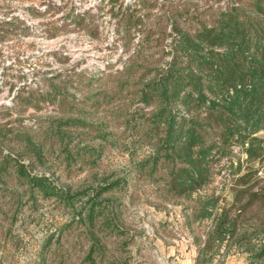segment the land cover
<instances>
[{
    "label": "rangeland",
    "instance_id": "rangeland-1",
    "mask_svg": "<svg viewBox=\"0 0 264 264\" xmlns=\"http://www.w3.org/2000/svg\"><path fill=\"white\" fill-rule=\"evenodd\" d=\"M229 2L0 0V147L33 175L91 194L66 206L10 171L0 183V264H251L238 242L263 249L264 203L239 210L247 195L231 205L238 191L264 194V163L241 187L219 172L223 162L190 198L170 191L167 164L156 171L141 165L156 132L140 91L170 62L174 26L191 29L190 16L207 20ZM27 137L41 162L26 154ZM106 180L121 183L97 196ZM206 196L220 198L217 213L227 208L237 219L234 235L212 248L206 241L214 220L193 218ZM91 197L104 214L90 228L75 216Z\"/></svg>",
    "mask_w": 264,
    "mask_h": 264
},
{
    "label": "trees",
    "instance_id": "trees-1",
    "mask_svg": "<svg viewBox=\"0 0 264 264\" xmlns=\"http://www.w3.org/2000/svg\"><path fill=\"white\" fill-rule=\"evenodd\" d=\"M185 13L191 15L190 10ZM205 15L190 16L191 29L174 26L171 60L143 85L139 96L145 108H153L148 121L156 132L153 153L142 169L156 171L161 163L167 164L168 188L177 197L190 198L208 187L223 162L219 172L225 170L241 187L256 177L253 166L264 163V137L259 136L264 133V0H230L207 20L202 19ZM24 142L26 154L41 162L40 148L28 137ZM0 156V183L13 171L31 191L66 206L91 195L72 194L46 176L33 175L21 159L4 155L2 147ZM244 166L249 170L241 174ZM120 183L106 180L96 195L107 194ZM243 192L234 194L231 208L247 195L248 202L239 210L264 203V194H239ZM219 202L220 198L203 197L193 213L195 222H215L208 232V248L220 246L237 229V219H230L227 208L217 213ZM101 206L91 197L75 218L95 227L104 214ZM106 227L111 228L108 216ZM238 243L251 264H264V246L257 252L250 242Z\"/></svg>",
    "mask_w": 264,
    "mask_h": 264
}]
</instances>
